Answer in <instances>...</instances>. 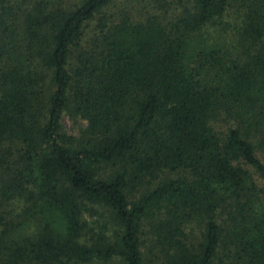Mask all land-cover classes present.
<instances>
[{
	"label": "trees",
	"instance_id": "1",
	"mask_svg": "<svg viewBox=\"0 0 264 264\" xmlns=\"http://www.w3.org/2000/svg\"><path fill=\"white\" fill-rule=\"evenodd\" d=\"M116 2L0 0V264H264V0Z\"/></svg>",
	"mask_w": 264,
	"mask_h": 264
},
{
	"label": "rangeland",
	"instance_id": "2",
	"mask_svg": "<svg viewBox=\"0 0 264 264\" xmlns=\"http://www.w3.org/2000/svg\"><path fill=\"white\" fill-rule=\"evenodd\" d=\"M53 1H61L65 7H73L76 5H79L81 0H53ZM138 0H117L116 2V8H114L116 11L120 10L124 5H127L130 8H134L133 10L135 12L141 11V5L143 3H146V0H139V3L136 5H131L132 3L136 2ZM230 9L226 12V14L221 18L217 23L210 28L203 31L202 39H206L208 43H211L213 41H233L235 34L237 33V30L241 27V14L238 12V8L235 4H237L236 0H230ZM92 29V26H90L87 29V33H90ZM63 130L66 134L69 136H72L73 138H80L84 136L85 130L87 128V123L80 119H71L66 114L63 115L62 120ZM221 126V130L224 129V126ZM175 174L171 173H164L161 178H173ZM97 211H100L101 213H105L104 209H100L99 207H94L93 209ZM108 216V214H105ZM95 219V218H93Z\"/></svg>",
	"mask_w": 264,
	"mask_h": 264
}]
</instances>
